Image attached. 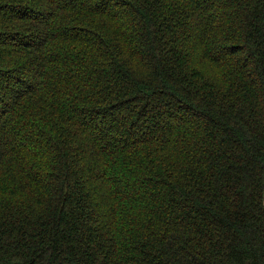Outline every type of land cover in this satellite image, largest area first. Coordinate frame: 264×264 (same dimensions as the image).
<instances>
[{
    "label": "trees",
    "instance_id": "16d2710c",
    "mask_svg": "<svg viewBox=\"0 0 264 264\" xmlns=\"http://www.w3.org/2000/svg\"><path fill=\"white\" fill-rule=\"evenodd\" d=\"M0 264H264V0H0Z\"/></svg>",
    "mask_w": 264,
    "mask_h": 264
}]
</instances>
